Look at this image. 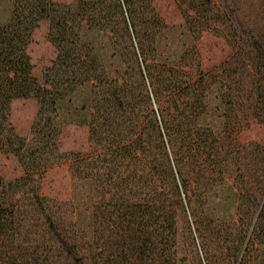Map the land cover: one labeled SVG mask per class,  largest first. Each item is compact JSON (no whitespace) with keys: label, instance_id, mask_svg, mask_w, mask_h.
Instances as JSON below:
<instances>
[{"label":"trees","instance_id":"trees-1","mask_svg":"<svg viewBox=\"0 0 264 264\" xmlns=\"http://www.w3.org/2000/svg\"><path fill=\"white\" fill-rule=\"evenodd\" d=\"M177 1L188 42L175 50L153 0H11L0 149L22 175L0 174V264H264V144L238 141L250 120L264 123V28L237 18L243 0ZM44 20L57 54L39 80L28 47ZM210 32L233 54L205 69L197 42ZM82 86L89 148L62 152L61 104ZM19 99L38 101L29 137L10 121ZM61 163L92 200L86 225L41 193ZM228 185L229 233L208 214Z\"/></svg>","mask_w":264,"mask_h":264},{"label":"rangeland","instance_id":"rangeland-1","mask_svg":"<svg viewBox=\"0 0 264 264\" xmlns=\"http://www.w3.org/2000/svg\"><path fill=\"white\" fill-rule=\"evenodd\" d=\"M58 3H71L74 0H53ZM153 4L168 30L162 39L165 45L168 39L174 37L173 49L188 42L187 30L177 0H153ZM11 14V0H0V23L6 22ZM237 18L244 24L264 28V0H243ZM254 26V27H255ZM248 28V27H246ZM49 21L44 20L33 32L28 53L31 57L34 75L42 80L45 69L56 58V50L48 40ZM173 35V36H172ZM183 43V44H184ZM203 67L209 69L233 54L228 41L212 32L205 33L197 42ZM171 48V47H170ZM180 49V47H179ZM36 99H19L12 102L10 121L18 135L29 137L32 123L38 111ZM65 116L66 126L61 136V151H82L89 148V135L86 126L90 114V87H80L70 98L61 104ZM241 144H264V123L250 120L248 126L238 135ZM0 174L6 182H12L22 175V169L16 157L5 155L0 149ZM234 187L226 186L213 198L208 214L218 219L219 230L231 232L236 219L237 202ZM41 193L47 198L70 202L80 215L82 225H86L90 218L92 200L78 187L71 176L68 163H61L52 167L44 175L41 182ZM222 232V233H223ZM235 232V231H234ZM260 261V258H258Z\"/></svg>","mask_w":264,"mask_h":264}]
</instances>
